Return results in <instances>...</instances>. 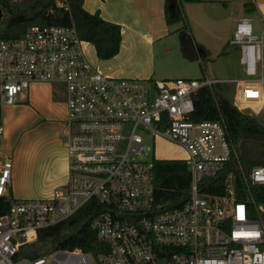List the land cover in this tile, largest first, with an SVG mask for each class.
<instances>
[{
    "label": "built area",
    "instance_id": "1",
    "mask_svg": "<svg viewBox=\"0 0 264 264\" xmlns=\"http://www.w3.org/2000/svg\"><path fill=\"white\" fill-rule=\"evenodd\" d=\"M253 22L247 15L235 24L229 43L244 77L232 81L105 76L74 26L36 25L20 39H0V108L17 104L33 83L58 87L67 135L63 186L48 197L16 199L0 121V264H264V167L243 169L220 121L190 119L195 94L216 84L234 85L239 110L264 109V33ZM144 134L183 149L176 160L186 163L190 183L181 207L157 205L156 159H146ZM89 203L103 250L49 249L43 232ZM26 247L32 257L21 254Z\"/></svg>",
    "mask_w": 264,
    "mask_h": 264
},
{
    "label": "crops",
    "instance_id": "2",
    "mask_svg": "<svg viewBox=\"0 0 264 264\" xmlns=\"http://www.w3.org/2000/svg\"><path fill=\"white\" fill-rule=\"evenodd\" d=\"M164 1L83 0L86 12L98 13L104 21L118 25L121 34L119 52L109 60L98 59L92 44L83 41L82 49L91 65L103 75L114 78L168 80L157 79L155 62L159 54L173 50L176 42L172 39L180 29L181 45L178 44V48L181 55L184 47L188 49L189 46L190 52L200 56V46L206 58L218 48L224 50V45L233 46L229 41L235 24L244 16L253 18L255 33H264V0H190L182 5L184 22L173 26H167L165 22ZM184 25L186 30L182 28ZM225 27H230L227 33ZM184 33L192 45L189 41L188 45H183ZM235 49L238 51L237 47ZM4 107L22 112L19 120L27 121L30 126L23 134L15 135L11 125L2 123L1 148L12 162V195L48 197L66 182L64 91L47 83H33L17 104ZM21 122L18 121L19 125Z\"/></svg>",
    "mask_w": 264,
    "mask_h": 264
},
{
    "label": "trees",
    "instance_id": "3",
    "mask_svg": "<svg viewBox=\"0 0 264 264\" xmlns=\"http://www.w3.org/2000/svg\"><path fill=\"white\" fill-rule=\"evenodd\" d=\"M190 0H165L164 18L167 26L184 22L183 3ZM0 8L11 17L25 20L3 28L0 39L14 40L26 35L33 26H74L80 40L92 44L100 60H109L120 49V27L104 21L98 13L90 14L83 9V0H0ZM249 12L251 10H248ZM186 30V25L182 27ZM193 122L220 121L230 145L240 155L243 169L264 167V125L233 105L221 92L220 84L211 89L201 88L193 97ZM212 184H218L219 178ZM153 183L155 201L161 209L181 207L185 202L190 176L181 160H154ZM215 192V190H210ZM89 203L72 218L45 230L42 238L50 241L52 249L79 250L96 256L103 249L89 223L97 209Z\"/></svg>",
    "mask_w": 264,
    "mask_h": 264
},
{
    "label": "rangeland",
    "instance_id": "4",
    "mask_svg": "<svg viewBox=\"0 0 264 264\" xmlns=\"http://www.w3.org/2000/svg\"><path fill=\"white\" fill-rule=\"evenodd\" d=\"M185 3H183L184 5ZM8 15L2 11V18L0 21V31L5 28ZM254 26V24H253ZM230 30V27H225L224 31L227 33ZM182 31L178 30L177 34L173 37L175 41V46L173 50H170L166 53L159 54L156 59V68L157 79H195L200 80L203 78L216 79L221 81H232L239 78H243L244 74L242 72L241 66L239 64V53L236 51L234 46H225L226 48H218L214 51L209 58H206L203 54V49L199 46L198 51L200 56L195 57L189 51L186 53L182 51V54L179 52L178 44L181 45V38L179 33ZM184 36L188 38L187 34L184 33ZM210 37V36H209ZM161 76V77H160ZM30 87V86H29ZM222 94L234 103L233 89L234 85L230 83L220 84ZM243 111L245 114L250 115L260 124L264 125V109L262 111H257L250 108H244ZM22 112H17L13 108L3 107L1 111V120L2 123L11 125V128L15 130V135L23 134L24 131L29 129V123L24 120H19ZM18 121H22L19 125ZM16 126V127H15ZM4 127V126H3ZM143 140L149 147L146 159L151 160L155 159H179L183 158L184 151L183 149L173 144L163 138H157L154 141H151L150 138L144 134ZM60 186H63L60 185ZM11 187V186H10ZM28 187V186H27ZM31 187V185L29 186ZM37 190V189H35ZM13 197L16 199H30V198H39L38 195H32V197L21 198L16 196L13 193ZM49 248V246H48ZM50 247L49 249H51Z\"/></svg>",
    "mask_w": 264,
    "mask_h": 264
},
{
    "label": "water",
    "instance_id": "5",
    "mask_svg": "<svg viewBox=\"0 0 264 264\" xmlns=\"http://www.w3.org/2000/svg\"><path fill=\"white\" fill-rule=\"evenodd\" d=\"M1 18H2V10H1V8H0V21H1ZM24 20H25V18H24V17H21V16L11 17V18H9V20H8V22H7V24H6V27L9 28V27H11V26L17 25V24L23 22ZM187 39H188V38H186V37L183 35V37H182V43H183V45H184L185 43L188 45V41L191 43L190 39H189V40H187ZM191 45H192V43H191ZM191 47H192V46H191ZM188 49H190L189 46H188ZM188 49L184 47V52H185V53H186L187 51L190 52V50H188ZM193 49H194V48H193ZM190 53H191L193 56L198 57V55H194L192 52H190ZM21 254H22L23 256L32 257V256L34 255V252H33L29 247H26V248H23V249L21 250Z\"/></svg>",
    "mask_w": 264,
    "mask_h": 264
}]
</instances>
